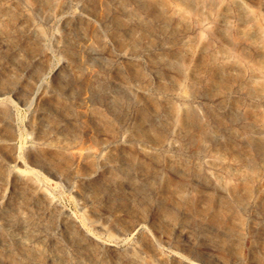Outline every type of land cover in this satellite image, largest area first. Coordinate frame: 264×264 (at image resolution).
<instances>
[{"label":"rangeland","instance_id":"rangeland-1","mask_svg":"<svg viewBox=\"0 0 264 264\" xmlns=\"http://www.w3.org/2000/svg\"><path fill=\"white\" fill-rule=\"evenodd\" d=\"M0 264H264V0H0Z\"/></svg>","mask_w":264,"mask_h":264},{"label":"bare ground","instance_id":"bare-ground-1","mask_svg":"<svg viewBox=\"0 0 264 264\" xmlns=\"http://www.w3.org/2000/svg\"><path fill=\"white\" fill-rule=\"evenodd\" d=\"M41 14H42V13H41ZM42 15H43V14H42ZM96 56H97V55H96ZM97 225H98V224H97ZM99 228H100V230L106 232V229H105L103 226L99 225Z\"/></svg>","mask_w":264,"mask_h":264}]
</instances>
